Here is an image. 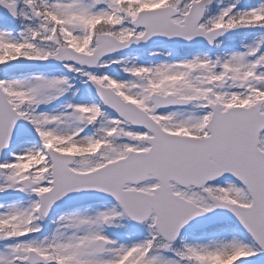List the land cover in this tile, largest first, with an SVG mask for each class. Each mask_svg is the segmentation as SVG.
Listing matches in <instances>:
<instances>
[{
	"label": "snow or ice",
	"instance_id": "snow-or-ice-1",
	"mask_svg": "<svg viewBox=\"0 0 264 264\" xmlns=\"http://www.w3.org/2000/svg\"><path fill=\"white\" fill-rule=\"evenodd\" d=\"M0 264H264V0H0Z\"/></svg>",
	"mask_w": 264,
	"mask_h": 264
}]
</instances>
